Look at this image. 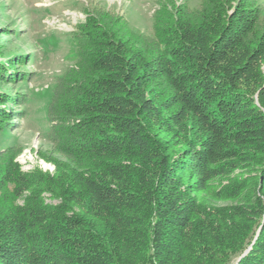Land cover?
Returning a JSON list of instances; mask_svg holds the SVG:
<instances>
[{
  "label": "trees",
  "instance_id": "1",
  "mask_svg": "<svg viewBox=\"0 0 264 264\" xmlns=\"http://www.w3.org/2000/svg\"><path fill=\"white\" fill-rule=\"evenodd\" d=\"M169 5L150 37L107 11L72 34L75 64L47 106L52 173L0 152V264H264L255 31L225 22L227 0ZM10 67L0 77L15 82ZM19 100L0 90L1 133Z\"/></svg>",
  "mask_w": 264,
  "mask_h": 264
},
{
  "label": "rangeland",
  "instance_id": "2",
  "mask_svg": "<svg viewBox=\"0 0 264 264\" xmlns=\"http://www.w3.org/2000/svg\"><path fill=\"white\" fill-rule=\"evenodd\" d=\"M204 1L0 0V63L10 61V69H15L18 76L15 82H6L0 77V90L13 91L23 104L10 103V106L13 111H24L21 115L16 114L14 126L12 125L9 132H0V152L6 149L13 150L16 154L15 162L23 173L35 170L46 174L52 173L53 165L44 159V155L49 154L51 149L47 140L50 126L46 116L47 106L57 80L75 64L72 34L85 23L86 17L107 11L112 15L122 16L127 21L129 29L150 37L154 13L159 7H166L169 4L184 5L187 10L196 11ZM212 1L214 0H210ZM227 1L228 6L223 11L225 22L231 27L238 28L248 19L249 27L255 31V40L253 39L254 42L248 50L255 56L251 55V59L246 61L251 63L249 62L245 71L258 67L260 75L258 79L263 86L264 0ZM231 35L232 32L222 33L220 43ZM21 75L26 76L24 80ZM241 77L248 79L249 76L248 74L238 76L236 80L242 81ZM257 98L256 92L253 96L255 104ZM195 138L199 139L200 136L195 134ZM197 150L200 151L201 148L197 146ZM190 181H193V178H190L188 183ZM240 202L234 200L232 203L224 204L238 207ZM218 203L223 205L222 202ZM263 220L264 217L261 222ZM248 249L250 246L243 254Z\"/></svg>",
  "mask_w": 264,
  "mask_h": 264
}]
</instances>
